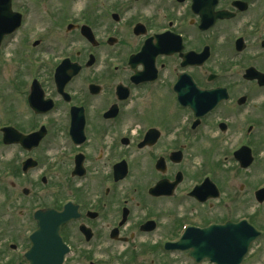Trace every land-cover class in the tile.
I'll return each instance as SVG.
<instances>
[{
  "label": "flooded vegetation",
  "instance_id": "obj_1",
  "mask_svg": "<svg viewBox=\"0 0 264 264\" xmlns=\"http://www.w3.org/2000/svg\"><path fill=\"white\" fill-rule=\"evenodd\" d=\"M11 9L0 0V264L31 248V264H212L190 241L243 218L212 169L240 167L242 147L255 159L264 0ZM252 102L243 133L230 119Z\"/></svg>",
  "mask_w": 264,
  "mask_h": 264
},
{
  "label": "rangeland",
  "instance_id": "obj_2",
  "mask_svg": "<svg viewBox=\"0 0 264 264\" xmlns=\"http://www.w3.org/2000/svg\"><path fill=\"white\" fill-rule=\"evenodd\" d=\"M257 103V101H255ZM252 102L248 107L242 108L237 111V116L231 117V126L238 125L240 130L244 133L248 128L246 123L249 120L254 121L258 118L256 111L259 109V105L253 106ZM248 116L250 118L248 119ZM264 121V114L260 116ZM248 119V120H246ZM241 121V124H240ZM260 124L255 128V132L247 137V140L253 141L255 149V159L252 166L246 171H238L235 166V162L229 158L225 163V166L217 161L213 164V174L216 183L221 186L225 185V193H227L231 199L236 201L230 204L231 210L234 211L235 216L243 215L251 218V222L257 228L264 230V204L260 206V212L256 213L258 205L254 201L253 193L260 187L264 188V124ZM229 146L235 148L243 140V137L239 134H230ZM218 160V158H214ZM201 161L200 159L198 160ZM242 188V190H241ZM235 204V205H234ZM245 217V218H246ZM250 256L245 260L244 264H264V236L263 239L257 240L250 249Z\"/></svg>",
  "mask_w": 264,
  "mask_h": 264
},
{
  "label": "water",
  "instance_id": "obj_3",
  "mask_svg": "<svg viewBox=\"0 0 264 264\" xmlns=\"http://www.w3.org/2000/svg\"><path fill=\"white\" fill-rule=\"evenodd\" d=\"M241 154H244L245 157L242 158L240 156ZM235 156L238 160H241L240 163L242 167L248 166L251 162V158L248 156V150L245 148L239 150ZM262 194H264V190L257 192L256 196L259 201L264 199V195ZM224 231L225 242L218 238V236L223 235ZM42 233L43 231L39 230L37 234L42 235ZM213 234L217 236H215L210 243L204 242L202 244L203 252L200 253L201 255H197L196 253L190 254L193 259L199 260L201 258H208L215 264H239L246 254L251 241L259 236V233L246 222H241L237 225L226 224L225 228L215 227ZM31 253L32 249L25 257L29 262H31Z\"/></svg>",
  "mask_w": 264,
  "mask_h": 264
},
{
  "label": "bare ground",
  "instance_id": "obj_4",
  "mask_svg": "<svg viewBox=\"0 0 264 264\" xmlns=\"http://www.w3.org/2000/svg\"><path fill=\"white\" fill-rule=\"evenodd\" d=\"M215 236H217V235L212 233V234H209V235H207V236L204 235V236H202V238L197 239V240H195V238H193L192 241H190V242H192V244H193V246H192V248H193L192 251H193L194 253H202V252H203V250H202V244H203L204 242H206V243H210L211 240H213V238H214ZM218 238L224 240V242H225V234L218 236ZM203 241H204V242H203ZM201 242H202V243H201Z\"/></svg>",
  "mask_w": 264,
  "mask_h": 264
}]
</instances>
